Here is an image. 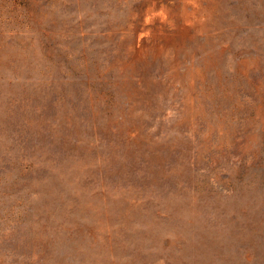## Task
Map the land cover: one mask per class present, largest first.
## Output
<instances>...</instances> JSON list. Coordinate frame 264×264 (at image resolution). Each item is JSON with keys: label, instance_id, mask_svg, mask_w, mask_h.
Listing matches in <instances>:
<instances>
[{"label": "rangeland", "instance_id": "1", "mask_svg": "<svg viewBox=\"0 0 264 264\" xmlns=\"http://www.w3.org/2000/svg\"><path fill=\"white\" fill-rule=\"evenodd\" d=\"M0 264H264V0H0Z\"/></svg>", "mask_w": 264, "mask_h": 264}]
</instances>
